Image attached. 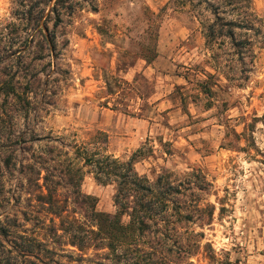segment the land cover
<instances>
[{
  "label": "rangeland",
  "instance_id": "374dc122",
  "mask_svg": "<svg viewBox=\"0 0 264 264\" xmlns=\"http://www.w3.org/2000/svg\"><path fill=\"white\" fill-rule=\"evenodd\" d=\"M105 138L182 194L123 251L80 250L118 211L85 163ZM0 214L51 264H264V0H0Z\"/></svg>",
  "mask_w": 264,
  "mask_h": 264
},
{
  "label": "trees",
  "instance_id": "16d2710c",
  "mask_svg": "<svg viewBox=\"0 0 264 264\" xmlns=\"http://www.w3.org/2000/svg\"><path fill=\"white\" fill-rule=\"evenodd\" d=\"M209 29V37H214L216 34L214 26H209ZM231 31L229 35L233 36ZM148 53L144 58L151 63L157 52L152 50ZM206 83V81L202 82L200 86L208 92L210 90ZM95 140L96 150L86 156L85 163L93 166L94 178L100 184L113 182L117 184L114 201L118 211L113 215H104L98 214L94 209L99 228L90 229L84 237L77 240L78 242L74 241L73 245L85 250L92 245L89 244L92 240L109 241L107 247L112 251H123V247L129 245L137 235L145 234L152 226L169 223L171 203L174 202L173 198L176 195L182 194V190L168 175H159L153 184L148 176L138 173L135 164L140 158L143 159L148 155L146 144L133 152L127 160L121 161L104 148L107 138L103 142ZM102 143L104 144L101 145ZM84 152L86 154L87 150ZM44 198L41 197L39 201L53 203L52 199L44 200ZM126 214L130 217L127 224L122 222V217ZM2 216L3 214H0V264L52 263L55 250L49 246L45 238H39L34 232L29 234L27 229H21L17 220L9 216L3 219ZM95 246L97 249L100 247V245Z\"/></svg>",
  "mask_w": 264,
  "mask_h": 264
}]
</instances>
